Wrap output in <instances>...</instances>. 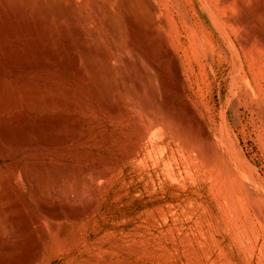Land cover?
Wrapping results in <instances>:
<instances>
[{"label": "rangeland", "instance_id": "1", "mask_svg": "<svg viewBox=\"0 0 264 264\" xmlns=\"http://www.w3.org/2000/svg\"><path fill=\"white\" fill-rule=\"evenodd\" d=\"M262 7L0 0V264H264Z\"/></svg>", "mask_w": 264, "mask_h": 264}, {"label": "bare ground", "instance_id": "2", "mask_svg": "<svg viewBox=\"0 0 264 264\" xmlns=\"http://www.w3.org/2000/svg\"><path fill=\"white\" fill-rule=\"evenodd\" d=\"M207 1H208V0H207ZM220 1H222V0H220ZM223 1H224V0H223ZM225 1H227V0H225ZM207 3H208V2H207ZM209 3H210V2H209ZM221 3H222V2H221ZM241 4H242V3H241ZM206 6H207V5H206ZM211 6H212V5H211ZM237 7H238V5H237ZM239 7L241 8L242 6H240V4H239ZM239 7L236 8V9L240 10ZM210 8H211V7H210ZM210 8H209V9H210ZM212 9H213V8H212ZM46 10H47V9H46ZM207 10H208V9H207ZM232 10H233V9H232ZM262 10H264L263 7H262ZM58 11H59V10H58ZM208 11H209V10H208ZM210 11H211V10H210ZM228 12H229V11H228ZM228 12H227V13H228ZM223 14H224V13H223ZM247 16H248V15H247ZM225 17H226V16H225ZM225 17H224V19H225ZM229 17H230V16H229ZM229 17H228V18H229ZM241 17H243V19L246 18V17L244 18V16H241ZM249 18H250V17H249ZM249 18H248V19H249ZM226 19H227V18H226ZM230 19H231V17H230ZM238 19H239V18H238ZM243 19H242V20H243ZM252 19H253V18H252ZM231 20H233V19H231ZM235 20H236V19H235ZM246 20H247V19H246ZM227 21H229V20H226V22H227ZM240 21H241V20H240ZM250 21H251V20H250ZM252 21H255V20H252ZM221 22H222V21H221ZM233 22H234V21H233ZM236 22H237V21H236ZM238 22H239V21H238ZM243 22H244V21H243ZM246 22H247V21H246ZM246 22H245V24H246ZM248 22H249V21H248ZM248 22H247V23H248ZM239 23H240V22H239ZM249 23H250V22H249ZM234 25H235V24H234ZM241 25H242V24H241ZM248 25H249V24H248ZM253 30H255V29H253ZM0 31H3V30H0ZM6 31H7V30H6ZM33 32H34V31H33ZM1 33H2V32H0V35H1ZM8 33H9V32H7V34H8ZM2 34H4V33H2ZM32 34H34V33H32ZM1 36H3V35H1ZM10 36L13 37L14 35L11 34ZM2 38H4V37H2ZM13 38H15V36H14ZM16 38H17V37H16ZM21 38H23V37H21ZM24 38H25V37H24ZM66 38H68V37H66ZM0 39H1V37H0ZM4 39H5V38H4ZM4 39H2V40L4 41ZM25 39H26V38H25ZM16 40H17V39H16ZM248 40H249V39H248ZM248 40H245L246 42H244V43H247ZM2 44H3V43H2ZM242 44H243V43H242ZM6 45H8V44H6ZM246 45H247V44H246ZM3 47H4V44H3ZM7 47H8V46H7ZM1 59H2V56H1ZM10 60H12L11 62L14 61L13 59H10ZM0 61H1V60H0ZM8 61H9V59H8ZM11 62H10V63H11ZM6 64H8V62H7ZM8 65H9V64H8ZM12 65H13V64H11V66H12ZM2 66H3V65H2ZM14 66H15V64H14ZM12 67H13V66H12ZM13 68H14V67H13ZM26 68H27V67H26ZM28 68H29V67H28ZM3 69H4V67H3ZM75 69H76V68H75ZM92 69H93V68H92ZM94 69H95V68H94ZM12 70H13V69H12ZM16 70H17V69L15 68L14 71H16ZM77 70H78V68H77ZM90 70H91V68H90ZM17 71H18V70H17ZM17 71H16V72H17ZM92 71H93V70H92ZM92 71H91V72H92ZM1 74H2V73H1ZM95 74H96V73H95ZM98 74L101 76L100 73H98ZM3 75H4V74H3ZM95 77L97 78V77H99V76L96 75ZM100 78H101V77H100ZM2 80H3V79H1L0 81L2 82ZM104 81H105V80H104ZM3 83H4V82H2V84H3ZM5 83H6V85L9 84V82L7 83L6 81H5ZM5 83H4V84H5ZM103 83H104V82H103ZM2 84H1V87H2ZM99 84L102 85L101 82H99L98 85H99ZM27 85H28V84H27ZM8 86H9V85H8ZM24 86H25V88H27L26 85H24ZM24 86H23V87H24ZM28 86H29V85H28ZM103 86H104V84H103ZM4 87H5V86H4ZM12 87H13V86H12ZM12 87H11L10 89H12ZM20 87H22V86H20ZM23 87L21 88L22 91H23V89H25V88H23ZM32 87H33V86H32ZM32 87H31V88H32ZM99 87H100V86H99ZM104 87H105V86H104ZM2 88H3V87H2ZM16 88H17V87H16ZM18 88H19V87H18ZM33 88H34V87H33ZM100 88H101V87H100ZM4 89H8L7 86H6V88H4ZM102 89H103V88H102ZM109 89H110V88H109ZM109 89H108V90H109ZM0 90H1V88H0ZM12 90H13V89H12ZM12 90H10V91L12 92ZM16 90H17V89H16ZM18 90L21 91L20 89H18ZM30 90H32V92H33V89H30ZM104 90H106V89L104 88ZM104 90H103V91H104ZM108 90H106L105 93H107ZM4 91H6V90H4ZM7 91H8V90H7ZM10 91H8L9 94H11ZM101 91H102V90H101ZM2 92H3V91H2ZM34 92H36V91H34ZM34 92H33V93H34ZM109 92H110V91H109ZM3 93H5V92H3ZM3 93H2V94H3ZM16 93H17V92H16ZM16 93H15V94H16ZM21 93H22V92H21ZM21 93H20V94H21ZM24 94H25V95H24ZM24 94H23V95H24V98H26V97H25V96H26V93H24ZM28 94H29V93H28ZM102 94H104V93H102ZM111 94H112V93H111ZM12 95H13V94H12ZM16 95H17V94H16ZM29 95H30V94H29ZM108 95H110V93H109V94L107 93V97H106V98L109 97ZM4 96L6 97V94H4ZM30 96H31V95H30ZM30 96H29V97H30ZM110 96H111V95H110ZM0 97H1V95H0ZM5 97H3V98H5ZM13 97H14V98H15V97L17 98L18 96H15V95L12 96V99H13L12 103L14 102V98H13ZM20 97L22 98L23 96H20ZM29 97H27L28 100L30 99ZM32 97H33V96H32ZM112 97H113V96H112ZM3 98H1V99L4 100ZM9 98H10V97H9ZM27 98L24 99V100H27ZM109 98H110V97H109ZM5 99H6V98H5ZM33 99H34V98H33ZM19 100H20V99H18V100L15 99L16 102H17V101L19 102ZM21 100H22V99H21ZM24 100H22V101H24ZM108 100H109V99H108ZM112 100H113V99H112ZM0 101H1V100H0ZM8 101H10V100L8 99ZM8 101H7V102L4 101V102H5V103H8ZM105 101H106V100H104V102H105ZM10 102H11V101H10ZM25 102H26V101H25ZM28 102H31V101L29 100ZM107 102H108V101H106L107 106L111 108V106H109V105H110V103H112V102H110V103L108 102L109 105H108ZM113 102H115V101H113ZM0 103H3V102H0ZM12 103H10V105H11ZM31 103H32V102H31ZM143 103H145V101H144ZM3 104H4V103H3ZM34 104H35V103H34ZM118 104H119V103H118ZM120 104H125V103H120ZM127 104H128V103H126V107H125V108H128V105H127ZM146 104H147V102H146ZM5 105H6V104H5ZM7 105H9V103H8ZM12 105L14 106V104H12ZM16 105H17V104H16ZM16 105H15V106H16ZM21 105H22V104H21ZM21 105H20V107H21ZM26 105H27V103H26ZM30 105H31V104H30ZM111 105H112V104H111ZM144 105H145V104H144ZM147 105H148V104H147ZM147 105H146V106H147ZM9 107H11V106H9ZM9 107H8V108H9ZM22 107H23V105H22ZM114 107H115V106L113 105L112 109H113ZM147 107H149V105H148ZM0 108H1V110L3 109V107H0ZM36 108H37V109H36ZM36 108H35V107H32V106H29V105H28L27 108H26V106H25V109H26L27 113L32 114V116L34 117V120H35V121H36V120L41 121L46 115H45V116H42V115L40 114V112H39V109H38V108H40V107H36ZM144 108H146V107H144ZM112 109H111V110H112ZM115 109H117V108H115ZM6 110H7V108H6ZM9 110H10V109H9ZM12 110H13V109H12ZM121 110H122V109H121ZM21 111H22V110H21ZM41 111H42V110H41ZM113 111H114V110H113ZM115 111H117V110H115ZM15 112H16V111H15ZM15 112H13V113H15ZM23 112H25L24 107H23ZM23 112H22V115H23ZM43 113H45V112H43ZM43 113H42V114H43ZM20 114H21V113H19V116H20ZM25 114H26V112H25ZM25 114H24V115H25ZM45 114H46V113H45ZM10 115H11V112H10ZM47 115H48V114H47ZM14 116L16 117V115H14ZM17 116H18V115H17ZM25 116H26V115H25ZM22 117L24 118V116H21V118H22ZM0 118H2V116H1ZM10 118H11V117H10ZM13 118H14V117H13ZM21 118H20V119H21ZM47 118H49V117H47ZM27 120H28V119H27ZM6 121H7V119H6ZM16 121H18V120H16ZM25 121H26V120H25ZM46 121H47V120H46ZM2 122H4V121H2ZM10 122H11V121H10ZM23 122H24V121H23ZM32 122H33V121H32ZM32 122L30 123V125L32 124ZM41 122H42V121H41ZM8 123H9V122H8ZM14 123H15V122H14ZM19 123H20V122H19ZM27 123H29V122H27ZM42 123H43V122H42ZM6 124H7V123H5L4 125H6ZM9 124H10V123H9ZM24 124H26V123H24ZM37 124H38V123H37ZM2 125H3V124H2ZM2 125L0 124V128H1V130H2V128H4ZM16 125H17V124H16ZM16 125H13V126H16ZM20 125H21V123H20ZM20 125H19V126H20ZM27 125H28V124H27ZM30 125H28L27 127H29ZM32 125H33V124H32ZM35 125H36V124H35ZM38 125H39V124H38ZM44 125H45V124H44ZM11 126H12V125H11ZM11 126H10V127H11ZM21 126H22V125H21ZM21 126H20V128H21ZM41 126H43V125L41 124ZM41 126H39V128H41ZM16 127H18V126H16ZM35 127H37V125H36ZM44 127H45V126H44ZM14 128H15V127H14ZM24 128H25V126L23 127V129H24ZM45 128H46V127H45ZM26 129H27V128H26ZM26 129H25V131H26ZM33 129H38V127H37V128H34V126H33ZM33 129H32V130H33ZM6 130H7V129H6ZM15 130H16V129H15ZM17 130H18V128H17ZM17 130H16V131H17ZM38 130H39V129H38ZM4 131H5V130H4ZM11 131H12V130H11ZM23 131H24V130H23ZM41 131H42V130H41ZM41 131H38V132H41ZM0 132H1V131H0ZM5 132H6V131H5ZM8 132H9V131H8ZM8 132H7V133H8ZM17 132H18V131H17ZM29 132H30V131H28V133L26 132L27 134H25V135L27 136V135L29 134ZM32 132H35V131H32ZM9 133H10V132H9ZM9 133H8V134H9ZM11 133H14V131L11 132ZM21 133H22V131L20 132V134H21ZM1 134H2V133H1ZM3 134H4V133H3ZM15 135H16V134H15ZM3 136H4V135H3ZM9 136H10V135H9ZM13 136H14V135H13ZM17 136H18V135H17ZM28 136H29V135H28ZM31 136H32V135H31ZM0 137H1V136H0ZM6 137H7V134H6ZM14 137H15V136H14ZM32 137L34 138V136H32ZM3 138H4V137H3ZM3 138H2V139H3ZM11 138H12V137H11ZM11 138H10V139H11ZM8 139H9V138H8ZM15 139H16V138H15ZM17 139H18V138H17ZM22 139H27V138H23V137H22ZM30 139H31V138H30ZM3 140H5V139H3ZM20 140H21V135H20ZM27 140H28V139H27ZM33 141H34V139H33ZM37 141H39V140H37ZM37 141H36V142H37ZM6 142H7V141H6ZM9 142H10V140H9ZM25 142H26V140H25ZM30 142H32V139L30 140ZM7 143H8V142H7ZM17 143H18V142H17ZM22 143H23V142H22ZM27 143H28V142H27ZM41 143H42V142H41ZM24 144H25V143H24ZM44 144H45V143H44ZM50 144H51V143H50ZM47 145H48V144H47ZM19 146H20V145H19ZM14 161H16V160H14ZM14 161H13V162H14ZM31 163H33V162H31ZM42 163H43V162H42ZM13 164H14V163H13ZM35 164H36V162H35ZM35 164H34V165H35ZM11 165H12V164H11ZM21 165H22V164H21ZM34 165H33V167H34ZM44 165H46V164H44ZM18 166L20 167V165H18ZM28 166L30 167L31 165H28ZM22 167H23V166H22ZM43 167H44V166H43ZM43 167H42V168H43ZM47 167H48V166H47ZM23 168H24V167H23ZM44 168H46V167H44ZM48 168H49V167H48ZM48 168H47V169H48ZM18 169H19V168H18ZM18 169H17V170H18ZM25 169H28V167L26 168V166H25ZM36 169L41 170V166H39V168H38V166H36ZM47 169H46V171H47ZM19 170H21V167H20ZM30 170H31V169H30ZM33 170H34V169H33ZM33 170H31V173H32ZM43 170H44V169H43ZM2 171H3V170H2ZM21 171H22V170H21ZM21 171H20V173H19L20 175L29 172L28 170H27V171L23 170V171H25L24 173H22ZM41 171H42V170H41ZM50 171H51V169H50ZM52 171H53V170H52ZM0 172H1V171H0ZM17 172H18V171H17ZM56 172H57V171H56ZM2 173H4V172H2ZM33 173H35V172H33ZM57 173H59V172H57ZM38 174H39V173H38ZM41 174H42V173H41ZM59 174H61V173H59ZM59 174H57V175H59ZM63 174H65V173H63ZM66 174H67V173H66ZM4 175H5V174H4ZM14 175H15V174H14ZM16 175H17V174H16ZM20 175H19V178H20ZM34 175H35V174H34ZM2 176H3V175H2ZM27 176H28V173H27ZM30 176L32 177L33 175L30 174ZM63 176H64V175H63ZM68 176H69V175H68ZM70 176H71V175H70ZM10 177L12 178V176H10ZM39 177H41V176H39ZM45 177H46V176H45ZM47 177H48V176H47ZM55 177H56V176H55ZM59 177H60V176H57V178H59ZM64 177H65V176H64ZM0 178H1V177H0ZM3 178H4V176H3ZM3 178H2V179H3ZM19 178H17L18 181H19L20 179H23L22 176H21L20 179H19ZM25 178H26V177L24 176V179H25ZM34 178H35V177H34ZM34 178H33V179H34ZM42 178H43V177H42ZM60 178H61V177H60ZM65 178H66V177H65ZM65 178H64V179H65ZM15 179H16V178H15ZM37 179H38V178H37ZM37 179H36V180L34 179V180H35V181H38ZM52 179H54V178H52ZM27 180H28V178H27ZM30 180H31V179H30ZM44 180H45V179H44ZM44 180H43V181H44ZM46 180H47V179H46ZM48 180H49V179H48ZM59 180H60V179H59ZM6 181H8V180H6ZM6 181L3 180V182H0V184H1V183H4V182H6ZM11 181L13 182V180H11ZM11 181H10V182H11ZM21 181H22V180H20V183H21ZM23 181H24V180H23ZM28 181H29V180H28ZM35 181H33V183H34ZM41 181H42V180H41ZM43 181H42V182H43ZM49 181H50V180H49ZM61 181H62V180H61ZM12 182H11V183H12ZM15 182H16V180H15ZM29 182H30V181H29ZM46 182H47V181H46ZM46 182H45V183H46ZM53 182H55V179H54ZM56 182H57V181H56ZM56 182H55V183H56ZM59 182H60V181H59ZM8 183H9V181L7 182V184H8ZM17 183H18V182H17ZM22 183H23V182H22ZM24 183H25V182H24ZM30 183H31V182H30ZM43 183H44V182H43ZM45 183L43 184L44 186H45ZM7 184H4V185L7 186ZM12 184H13V183H12ZM26 184H27V183H26ZM26 184H24V185H26ZM34 184H35V183H34ZM38 184H42V183H37V185H38ZM48 184L51 185V182L48 183ZM48 184H47V185H48ZM4 185H2V186H4ZM8 185L12 186L11 184H8ZM16 185H17V184H16ZM20 185H21V184H20ZM22 185H23V184H22ZM28 185H30V184L28 183ZM37 185H36V186H37ZM52 185H53V184H52ZM55 185H56V184H55ZM2 186H0L1 189H2ZM6 186H5V187H6ZM31 186H32V185H31ZM44 186H43V188H44ZM17 187H18V186H17ZM21 187H22V186H21ZM24 187H25V186H24ZM37 187H38V186H37ZM39 187L42 188V185H39ZM50 187H51V186H50ZM53 187H54V186H53ZM53 187H52V189H53ZM3 188H4V187H3ZM11 188H12V187H11ZM30 188H31V187H30ZM35 188H36V187H35ZM6 189H7V187H6ZM12 189H13V188H12ZM15 189H16V188H15ZM15 189H14V190H15ZM23 189H26V188H23ZM54 189H55V187H54ZM30 190H31V195H32V189H30ZM35 190H36V189H35ZM35 190H34V191H35ZM37 190H38V189H37ZM15 191H16V190H15ZM19 191H20V190H18V192H19ZM39 191H41V190H39ZM44 191H48V189L45 190V188H44ZM49 191H51V190L49 189ZM8 193H9V190H8ZM8 193H7V194H8ZM37 193H38V191H37ZM41 193H42V191H41ZM42 194H43V193H42ZM10 195H11V194H10ZM38 195H39V194H38ZM44 195H45V194H44ZM11 196H12V195H11ZM13 196H14V195H13ZM39 196H41V195H39ZM46 196H47V195H46ZM46 196H45V197H46ZM2 198H3V197H2ZM2 198H1V199H2ZM42 198H43V197H42ZM43 199H44V198H43ZM45 199H46V198H45ZM39 200H42V199H39ZM42 201H43V200H42ZM45 201H46V200H45ZM45 201H44V202H45ZM45 203H47V202H45ZM42 204H44V203L42 202ZM46 206H47V205H46ZM48 206H49V205H48ZM47 208H48V207H47ZM51 208H52V207H51ZM52 209H55V208H52ZM49 211H50V210H48V212H49ZM48 212H47V214H49ZM57 212H58V211H57ZM57 212H56V213H53V212H52V213H53L54 216H59V215H60V214H59L60 212H59V213H57ZM60 218H61V217H60ZM51 219H52V218H51ZM55 219H56V218H55ZM36 223L38 224V222H36ZM35 225H36V224H35ZM38 225H39V224H38ZM42 225H43V224H42ZM17 226H20V225H17ZM21 226H22V225H21ZM24 227H25V226H24ZM24 227H23V228H24ZM39 227H44V226H39ZM17 228H18V227H17ZM20 228H21V227H20ZM20 228H19V229H20ZM25 228H26V230H27L28 227H25ZM19 229H17V230H19ZM36 229H37V228H36ZM43 229H44V228H43ZM20 230H22V229H20ZM28 230H29V229H28ZM28 230H27V231H28ZM33 230H34V229H33ZM15 231H16V230H15ZM22 231H23V230H22ZM35 231H36V230H35ZM16 232H17V231H16ZM19 232H21V231H19ZM24 232H25V231H24ZM43 232H44V231H43ZM17 233H18V232H17ZM37 234H39V233L37 232ZM37 236H38V235H37ZM42 236H43V235H42ZM34 237H35V236H34ZM34 237H33V239H34ZM39 237H40V236H39ZM35 238H36V237H35ZM25 240H26V238H25ZM1 241H2V243H3L4 240H1ZM1 241H0V242H1ZM31 241H32V240H31ZM4 242H5V241H4ZM5 243H7V242H5ZM29 244H30V243H29ZM0 245H2V244H0ZM7 245H8V243H7ZM2 246H3V245H2ZM9 246H10V245H8L7 247L9 248ZM34 246H35V245H34ZM3 247L6 248V245L3 246ZM25 247H27V246H25ZM36 247H38V244L36 245ZM36 247H34V248H36ZM10 248H12V247H10ZM29 248H30V247H29ZM0 249H1V248H0ZM2 249H3V248H2ZM6 249H7V248H6ZM24 249H25V248H24ZM30 249H31V248H30ZM30 249H29V251H30ZM8 250H10V249H7V251H8ZM27 250H28V249H27ZM32 250H34V249H32ZM35 250H36V249H35ZM35 250H34V251H35ZM0 251H6V250H0ZM24 251H25V250H23V252H24ZM32 252H33V251H32ZM32 252H29V253H32ZM33 254H34V253H33ZM33 254H31V256H32ZM18 255H19V254H17V256H18ZM22 255H24V253H22ZM25 255H27V253H26ZM28 255H30V254H28ZM28 255H27V256H28ZM35 255H36V254H35ZM0 257H1V256H0ZM14 257L16 258V255H15ZM22 257H23V256H22ZM24 257H25V256H24ZM17 258H18V257H17ZM27 258H28V257H27ZM27 258H25V259L27 260ZM18 259H20V261H21V258H20V257H19ZM18 259H16V260H18ZM22 259H23V258H22ZM6 260H7V259H6ZM26 260H25V261H26ZM2 261H4V260H1V262H2ZM11 261H12V260H11ZM13 261H14V259H13ZM20 261H19V262H20ZM25 261L23 260V262H25ZM15 262H16L17 264H19L17 261H15ZM15 262H14L13 264H15ZM26 262H27V261H26ZM3 264H4V262H3Z\"/></svg>", "mask_w": 264, "mask_h": 264}]
</instances>
